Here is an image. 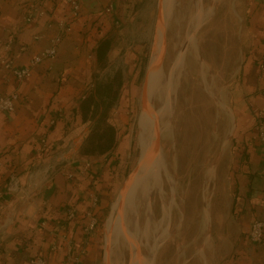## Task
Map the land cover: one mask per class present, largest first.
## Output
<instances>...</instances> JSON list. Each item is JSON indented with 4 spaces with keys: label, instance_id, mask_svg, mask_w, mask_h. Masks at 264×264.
<instances>
[{
    "label": "crops",
    "instance_id": "obj_1",
    "mask_svg": "<svg viewBox=\"0 0 264 264\" xmlns=\"http://www.w3.org/2000/svg\"><path fill=\"white\" fill-rule=\"evenodd\" d=\"M154 1L78 0L76 15L69 0H0V93L16 95L12 110H0V264H34L39 258L47 264H104L102 214L111 203L120 166L116 157L129 118L124 107L136 98L122 95L108 117L121 136L116 155L81 153L90 120H82L80 104L99 72L123 71V55L127 82L138 87L141 49L121 40L149 22L145 13ZM232 6L246 37L234 80L237 130L228 166L230 214L221 244L210 256L203 245L200 262L264 264V243L249 237L252 221H264V142L256 129L260 120L264 127V0H232ZM156 30L154 40L158 23ZM103 38L112 44L101 69L95 50ZM55 39L57 55L36 64L27 78H16L7 67L28 64Z\"/></svg>",
    "mask_w": 264,
    "mask_h": 264
},
{
    "label": "rangeland",
    "instance_id": "obj_2",
    "mask_svg": "<svg viewBox=\"0 0 264 264\" xmlns=\"http://www.w3.org/2000/svg\"><path fill=\"white\" fill-rule=\"evenodd\" d=\"M159 1L155 0L152 9L147 10L145 13L149 22L139 25L136 28V32L130 37L123 39V41L121 40L126 47L138 46L141 49L142 65L136 82L138 87H133L132 80L127 82L129 70L125 55L121 56L119 60L123 71L119 69L108 76L107 74L99 76L100 72L97 75L100 80L105 79L107 81L110 79V81H113L117 89L130 86L126 88L128 89V95L131 98H136L135 102L130 105L126 104L124 107L125 109L127 108L126 111H129V114L126 112L129 118L124 128L126 133L123 137L124 140L122 139L120 144L123 149L118 155L119 158L116 157L120 166L117 169V173L113 176V182H115L113 185L114 195L109 205L108 215L103 220L104 248L102 247V253L104 264L106 247H108V256L110 254V245L107 243L109 241L108 236L117 229V222L113 224V221L119 206L122 188L125 186L130 172L141 163L142 152L146 150L149 144L148 137L147 140L143 138L144 127L142 123L140 124L142 120L140 118L144 110L146 95V87L142 92L146 71L152 60L157 38L161 35L159 29L162 23L159 22L157 37L154 40L155 32H157ZM201 3L203 7L199 8L198 5L195 6V0H170L168 8L164 11L166 15L163 22L166 20L164 23H166L167 32L166 51L162 61V68L168 77L173 75L172 72L176 69L174 67L178 59V53L173 50V44L176 41L181 45L184 44L185 47L191 44L186 35L194 19V28H197L194 34L197 38L198 54L196 53V56L193 51L188 52L187 48H185L186 51L183 50L186 55L182 65L183 72H181L182 74L179 72L176 78L178 89L172 115L173 130L170 135H160L158 138L157 149L162 147L163 156L166 159L163 172V187L169 196H174L178 193L183 213L179 211L177 206H174L172 219L165 230H163L164 223L160 224L161 228L156 224L158 227H155L154 232L157 237L162 234L166 237L153 256L152 264H201L200 257L196 254L197 247L204 245L206 253L210 256L212 250H216L217 246L221 244L222 238L220 235L223 233L225 225L229 222L228 166L232 159L234 134L237 130L236 112H234L237 90L234 80L236 79L237 68L241 60L242 45L245 44L246 28L243 22L235 21L237 13L234 6H232V0H201ZM212 8L215 10L210 14L209 12ZM198 10H201L204 14L202 19L205 18L201 23L200 20L198 22L196 20ZM146 16L144 15V17ZM178 33L180 36L177 39ZM117 89L113 91H117ZM149 100L152 111L154 113L157 112L159 98L157 95L154 97L149 95ZM116 102L108 109L106 117H109L112 111L117 108ZM225 104L231 111L229 113L232 114V118L230 117L229 120L226 117L229 113L224 107ZM89 120L91 130L95 123L94 120ZM163 122L161 125L165 124ZM102 125L103 123L99 124V126ZM163 127L166 128L165 125ZM164 128L161 129L159 134H162ZM88 135L89 133L83 136L80 151L84 147ZM118 138L120 141V133ZM116 150L117 148L112 153L104 155H116ZM144 161L143 163L147 162V159ZM211 167H214L213 172L215 173H212L211 177H209L210 173L208 170ZM170 173L175 176V183L173 184H171ZM135 177L133 176L131 180H135ZM208 180L209 223L204 228L202 236L199 237L200 217L205 206L203 187ZM174 185H176V189ZM129 191L127 190V194ZM128 195L126 198H128ZM139 196L137 198L139 215L136 218L139 225L137 226L138 228L134 229V232H136V240L138 239L140 244L141 254L146 257L148 253L146 246L143 244V241L146 244L148 243L147 237L143 232L147 219L146 212H144L145 195L139 192ZM152 198L154 200L155 213L159 220H163L165 208L161 204V197L155 192ZM208 239H210V242H206ZM211 240L212 243L214 242L213 244H211ZM115 251L117 254L115 264L131 263L129 260V247L124 249L127 263H122L123 258L119 246L116 247ZM108 262L109 264H114L110 260Z\"/></svg>",
    "mask_w": 264,
    "mask_h": 264
},
{
    "label": "bare ground",
    "instance_id": "obj_3",
    "mask_svg": "<svg viewBox=\"0 0 264 264\" xmlns=\"http://www.w3.org/2000/svg\"><path fill=\"white\" fill-rule=\"evenodd\" d=\"M169 3H170V0H163L162 2V7H163L162 22H163L164 16L166 15L164 14L165 13L164 11H166V9L168 8ZM197 5L199 6V8L202 6L201 0H195V6ZM214 10L215 9L212 8L209 13L212 14ZM203 17H204V14L202 13V11L198 10V14L196 13L197 22L200 20V23H201L205 19V18L202 19ZM164 22L160 26L159 33L161 35L159 36V38H157L155 50L153 52L154 54L151 60L152 62H151L150 73H149V76L147 78V82L145 85L146 95H145V102H144V110L140 118L142 119L140 121V124L142 123L144 127L143 128V138L147 140V137H148L149 144L147 145L146 150L142 152L143 157H142L141 163L139 162L140 164L137 165V167L134 169L135 170L134 176H136L134 178L135 180H131L130 184H126V186L121 191L119 206L117 208L116 214L114 216V221H113V224L117 222V225H116L117 229L114 233L108 236L109 241L107 243L108 245H110L109 246L110 254L108 256V247H106L105 253H104L105 264H109L108 262L109 260L114 264L116 263L115 258L117 254L115 250L117 246L120 247L121 255L123 258L122 263H127V261L125 260L124 249L126 247H129V260L131 261V263H128V264H152L153 256L156 254L160 244L166 237L164 236V234H162L160 237L159 236L157 237L156 233L154 232L155 227H158L156 226V224H158L160 227V224L164 223L163 225L164 229L163 228L162 229L165 230V228L169 225L172 219L174 206H177L179 211L183 213V210H182L183 207L181 208V205L178 199L179 198L178 193L175 194L174 196H171V195L169 196L168 192L165 191L163 187V172H164V166H165L166 159L163 156L162 147L157 149V145L159 142L158 138L160 135L168 136V134L170 135V133L173 130L174 123L172 120V115L174 113V107L176 103V95H177V89H178V83L176 82V78L178 77L177 75L179 72L180 73L183 72L182 63H184L183 62L185 59L184 56L186 55V52L184 53L183 50L186 51L185 48H187L188 52L193 51L196 56L198 54L197 53V38L195 37L196 35L194 34L196 33L197 28H194V23H195V19H194L193 21L194 23L192 22L188 30V33L186 35V38L191 43L189 46L187 45V47H185L184 44L181 45L177 41L173 44V50L176 51V53H178V59L176 60V63H175L176 65L174 67L176 69L172 72L173 75L171 77H168L167 73L162 68V61H163L162 53L164 50L165 35L167 32L166 30L167 27H165L166 23ZM179 36L180 34L178 33L177 39L179 38ZM178 46L180 49L178 48ZM149 95L151 97H154L157 95V97L159 98L158 110L155 113L152 111L150 107L151 103L149 100ZM224 107H226V110L228 113L231 112L226 104ZM226 117L229 120L230 117L232 118V114L229 113L227 114ZM163 119L165 122V124L163 125H165L166 128H164L163 125H161L163 122ZM162 128H164V130L162 131V134H159ZM146 159H147V162H145ZM143 161L145 163H143ZM173 168L175 170L174 165H173ZM213 171H214V167H211L208 170V172L210 173L209 177H211L212 173H215ZM173 175L172 173L169 174L171 184L175 183L174 182L175 176ZM209 177L207 178L209 179ZM208 182L209 180L206 182L205 186L203 185L204 186L203 187V198L205 200V203H204L205 206L203 207L201 217H200L201 223H200L199 237L202 236V232L204 228L209 223V211L210 210L208 207L209 202L207 200V197L209 196V195L207 196L208 186H209V185L207 186V184H209ZM127 185H129L128 189H127ZM174 187L176 189V185H174ZM131 188L133 189L131 190ZM127 190H130L128 192V194L130 193L129 195L127 194ZM139 192L144 193L145 195L144 197L145 198V211L144 212H146L147 219H146V227L144 228L143 232L145 236L147 237V240H148L147 242L149 243V244L148 243L146 244L145 241H143V244L144 246H146L145 248L148 253V256L146 257H143L141 254L140 247H139L140 244L138 243V239L136 240L137 236L135 235L136 232H134V229L139 225L136 219L139 215L138 213L139 207H138V200H137V198L141 196V195L139 196ZM155 192L160 195L161 204L165 208L163 212V217H162L163 220H159L154 210V200L152 198V195H154ZM126 194L128 195V198H126L127 196ZM196 254L198 257H201L202 259H204V250L202 246L197 247ZM108 257H109V260H108Z\"/></svg>",
    "mask_w": 264,
    "mask_h": 264
},
{
    "label": "trees",
    "instance_id": "obj_4",
    "mask_svg": "<svg viewBox=\"0 0 264 264\" xmlns=\"http://www.w3.org/2000/svg\"><path fill=\"white\" fill-rule=\"evenodd\" d=\"M111 44L112 40L109 38H103L98 41V46L95 50L98 68H104L107 66V53ZM115 87L116 86L113 81H110V79L107 81H105V79H97L93 88L87 93L80 104L82 120L85 122L92 119L95 123L89 132L84 147L81 150L83 155H104L112 153V151L118 148V131L116 127L108 121L106 114L114 102L120 101L122 95L128 96V89H117ZM114 89H117V91H113ZM100 123H103V125L99 126ZM121 149L123 148H120V150ZM111 194L113 196L114 192H111ZM108 210L109 206H107V209L102 214L103 220L107 217L109 212Z\"/></svg>",
    "mask_w": 264,
    "mask_h": 264
},
{
    "label": "built area",
    "instance_id": "obj_5",
    "mask_svg": "<svg viewBox=\"0 0 264 264\" xmlns=\"http://www.w3.org/2000/svg\"><path fill=\"white\" fill-rule=\"evenodd\" d=\"M71 4L74 6L75 14L77 15V12L79 10V2L78 0H69ZM112 8H108V10H111ZM62 27L64 28V25L62 24ZM59 39H55L53 42V46L50 48L45 49L41 54L36 55L31 59V61L22 66V67H12L11 63L7 64V67L12 68V72L16 76V78L22 80L24 78H27L31 75L33 67L43 61L44 59H51L54 58L57 55V41ZM264 59V56H263ZM262 69H264V63L261 65ZM16 95L11 94H2L0 93V110L3 111H10L14 108L13 98H15ZM256 129H258V138L264 142V127H263V121L260 120L259 123L256 126ZM1 165V162H0ZM13 185V184H12ZM14 188L17 189L16 183H14ZM73 210L70 211L69 216H74ZM96 224V221L93 220L90 224V227L93 228ZM249 237L253 243H264V221L260 219H254L251 223ZM34 264H47L43 259H35L32 261Z\"/></svg>",
    "mask_w": 264,
    "mask_h": 264
},
{
    "label": "water",
    "instance_id": "obj_6",
    "mask_svg": "<svg viewBox=\"0 0 264 264\" xmlns=\"http://www.w3.org/2000/svg\"><path fill=\"white\" fill-rule=\"evenodd\" d=\"M162 2H163V0H160L159 1V13H158V22H160V23H163V22H161L162 21V17H163V7H162ZM157 22V23H158ZM165 51H166V35H165V43H164V50H163V56H162V58H164V54H165ZM162 60V59H161ZM152 62V61H151ZM151 62L149 63V66H148V69H147V71H146V75H145V79H144V83H143V90H142V92L144 91V88H145V85H146V82H147V78H148V76H149V73H150V68H151ZM160 62V61H159ZM134 169L130 172V174H129V176H128V178H127V180H126V182H125V186H126V184H128V183H130V181H131V179H132V177L134 176ZM124 186V187H125ZM123 187V188H124ZM122 188V189H123Z\"/></svg>",
    "mask_w": 264,
    "mask_h": 264
}]
</instances>
